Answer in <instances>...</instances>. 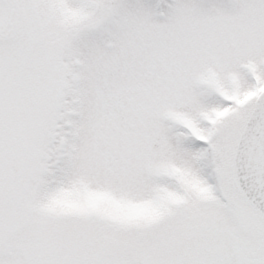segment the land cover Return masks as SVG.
<instances>
[{
    "label": "snow or ice",
    "instance_id": "1",
    "mask_svg": "<svg viewBox=\"0 0 264 264\" xmlns=\"http://www.w3.org/2000/svg\"><path fill=\"white\" fill-rule=\"evenodd\" d=\"M0 264H264V0H0Z\"/></svg>",
    "mask_w": 264,
    "mask_h": 264
}]
</instances>
